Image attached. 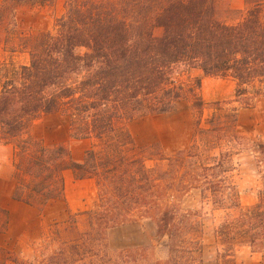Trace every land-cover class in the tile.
Masks as SVG:
<instances>
[{"label":"trees","instance_id":"16d2710c","mask_svg":"<svg viewBox=\"0 0 264 264\" xmlns=\"http://www.w3.org/2000/svg\"><path fill=\"white\" fill-rule=\"evenodd\" d=\"M53 2L1 0L0 21L9 15L14 26L15 7L21 3ZM63 3L55 32L19 36L18 49L27 53V63H0V143L13 148L11 198L39 210L63 200L64 172L71 170L75 179L95 181L97 198L93 208L82 211L83 230L74 227L78 213L68 211L75 236L60 249L63 259L68 255L77 264H204L201 231L192 212L180 206L194 188L216 209H237L214 229L216 264H236L239 247L264 255V142L254 141L263 186L256 202L242 208L228 174L242 140H251L241 129L240 108L228 100L207 104L199 78L187 87L175 77L181 67L231 77L232 102L251 107L264 93V0H246L250 4L235 10L232 21L219 14L217 0ZM187 98L196 113L187 146L167 154L156 145L152 153L136 142L129 123L171 112ZM50 113L66 118L70 138L90 142L80 160L66 143L47 146L28 133L37 118ZM147 160L155 163L148 166ZM0 212L4 232L8 212ZM140 219L153 221L165 259L148 258L145 247L110 249L108 230Z\"/></svg>","mask_w":264,"mask_h":264},{"label":"rangeland","instance_id":"374dc122","mask_svg":"<svg viewBox=\"0 0 264 264\" xmlns=\"http://www.w3.org/2000/svg\"><path fill=\"white\" fill-rule=\"evenodd\" d=\"M1 2V0H0ZM250 3L246 0H217L219 14L227 21L236 16L235 10L244 11ZM233 10V12H231ZM65 12L63 0H54L51 4L21 3L15 7V25L11 17L4 15L0 21V63L12 61L15 66L27 63L28 55L19 51V36L35 34L40 31L55 32V20ZM15 49L14 52L11 50ZM79 48L77 51L82 52ZM185 86L194 84L196 78L201 80V93L207 104L216 100L231 101L230 105L240 108L239 119L241 129L251 137L244 139L238 146V153L233 155L231 169L228 172L236 188L239 205L249 207L256 202L262 180L256 167L255 139L264 142V93L258 97L251 107L242 108L241 103L233 101L235 84L229 77L205 76L194 68L181 67L175 75ZM192 98L180 101L177 107L168 113L148 115L128 124L136 142L147 147L148 152L155 153L158 145L167 154H173L178 148L189 144L193 131L196 113L191 107ZM209 112L205 107L204 114ZM28 133L43 144L52 146L66 143L75 159H81L85 148L90 145L88 140H76L69 137L66 118L60 113L43 114L31 125ZM0 143V167L4 169L12 163L13 148ZM151 146V149H150ZM12 147V146H11ZM147 152V153H148ZM213 152L216 153V150ZM146 153V155H148ZM153 166L155 160H147ZM164 164V162H160ZM3 171V170H2ZM72 171H67V194L76 214L75 228L83 230L86 217L82 211L93 208L97 198V188L93 179L76 181ZM11 177H0V209L6 191L11 188ZM185 211H191L192 220L200 229L203 240L204 264H216L213 234L215 227L228 215L237 211L235 208L216 209L206 200L202 201L198 189H191L180 200ZM81 212V213H80ZM5 215L0 212V223ZM67 219V217H66ZM48 222V224L32 229L19 238L10 248L0 247V264H77L66 255L60 254L63 244H67L75 236L74 229L67 220ZM18 224V220H17ZM155 225L151 219H140L129 224L119 225L108 230L107 239L111 250L122 248H141L147 250L150 259H165L166 251L155 241ZM17 257L18 261H12ZM236 264H264V255L251 252L247 247H239L235 253Z\"/></svg>","mask_w":264,"mask_h":264},{"label":"crops","instance_id":"0c3cea01","mask_svg":"<svg viewBox=\"0 0 264 264\" xmlns=\"http://www.w3.org/2000/svg\"><path fill=\"white\" fill-rule=\"evenodd\" d=\"M194 69H197V68H194ZM197 70L201 71L200 69H197ZM229 78L235 84V81L231 77ZM199 91L202 96L201 80H200ZM238 120L240 123L239 114H238ZM7 145H10V144H6V146ZM10 148L12 147L10 146ZM77 160H80V159H77ZM11 161H12V158H11ZM67 171L64 172V182H65L64 199L50 201L47 204H45L41 210H39L37 209V207L33 205H29L22 201L14 200L11 198V194L15 186V182L12 176L13 175V165L12 163H10V165L8 167H5L4 169L0 167V177H3L4 179H9V177H11V180L13 182V185L11 186L10 189L6 191V194L4 195V199H3L4 204L2 206L3 208H6L8 212V224L4 232L0 231V247L1 248L2 247L10 248V246L13 244H16L19 238H21L23 235H25L28 232L31 233L32 229L36 228L37 225L40 228L41 226L48 224V222H54V221H60V220L66 219L68 215V211L72 212L73 210V206L69 202V197L67 194V180H65V174ZM85 179H91V178H85ZM85 179H75L74 178V180L76 181H81ZM17 220H18V224H17Z\"/></svg>","mask_w":264,"mask_h":264}]
</instances>
